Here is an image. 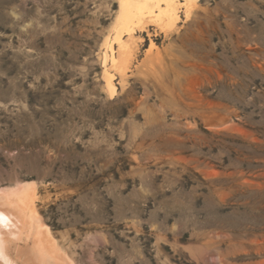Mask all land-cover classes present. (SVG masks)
Listing matches in <instances>:
<instances>
[{"label":"rangeland","instance_id":"374dc122","mask_svg":"<svg viewBox=\"0 0 264 264\" xmlns=\"http://www.w3.org/2000/svg\"><path fill=\"white\" fill-rule=\"evenodd\" d=\"M177 3L184 67L111 98L119 0H0V188L75 264H264V0Z\"/></svg>","mask_w":264,"mask_h":264},{"label":"bare ground","instance_id":"6f19581e","mask_svg":"<svg viewBox=\"0 0 264 264\" xmlns=\"http://www.w3.org/2000/svg\"><path fill=\"white\" fill-rule=\"evenodd\" d=\"M177 1L119 0L115 31L103 53L104 90L108 96L114 97L117 85L123 86L134 72L150 74L152 80L164 85L165 76L181 65L184 67V64H178L186 59L183 38L184 31L189 32V26L184 25L182 31L177 28L182 12ZM180 3L183 5L184 21H190L192 9L184 1ZM150 26L154 27L152 31ZM174 30L175 39L168 33ZM162 34L171 44L158 50L155 40L160 39ZM147 41L149 46L143 58L137 60L138 49ZM34 189L33 183L0 188V264H17V260L23 257L22 264H75L43 223L36 207Z\"/></svg>","mask_w":264,"mask_h":264}]
</instances>
